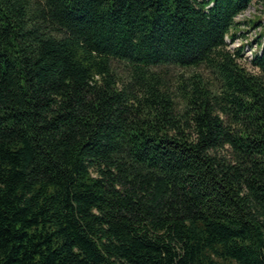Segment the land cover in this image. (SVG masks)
Here are the masks:
<instances>
[{
  "label": "trees",
  "instance_id": "obj_1",
  "mask_svg": "<svg viewBox=\"0 0 264 264\" xmlns=\"http://www.w3.org/2000/svg\"><path fill=\"white\" fill-rule=\"evenodd\" d=\"M251 1L0 0V264H264Z\"/></svg>",
  "mask_w": 264,
  "mask_h": 264
},
{
  "label": "rangeland",
  "instance_id": "obj_2",
  "mask_svg": "<svg viewBox=\"0 0 264 264\" xmlns=\"http://www.w3.org/2000/svg\"><path fill=\"white\" fill-rule=\"evenodd\" d=\"M264 20V0H252L246 9L234 19V27L224 38L226 49L231 53H236L238 64L248 73L256 74L250 61L254 55L260 54L261 45L264 39L261 25ZM250 22L254 24L251 26ZM234 34L232 40L229 35Z\"/></svg>",
  "mask_w": 264,
  "mask_h": 264
}]
</instances>
